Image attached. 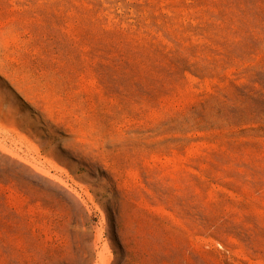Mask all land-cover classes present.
Listing matches in <instances>:
<instances>
[{
	"label": "rangeland",
	"instance_id": "1",
	"mask_svg": "<svg viewBox=\"0 0 264 264\" xmlns=\"http://www.w3.org/2000/svg\"><path fill=\"white\" fill-rule=\"evenodd\" d=\"M0 264H264V0H0Z\"/></svg>",
	"mask_w": 264,
	"mask_h": 264
}]
</instances>
